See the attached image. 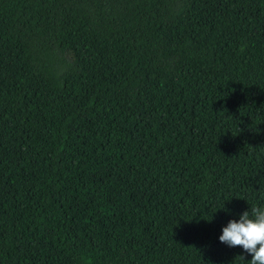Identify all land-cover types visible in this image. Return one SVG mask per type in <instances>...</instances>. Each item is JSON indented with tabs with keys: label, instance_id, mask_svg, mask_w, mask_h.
I'll list each match as a JSON object with an SVG mask.
<instances>
[{
	"label": "trees",
	"instance_id": "16d2710c",
	"mask_svg": "<svg viewBox=\"0 0 264 264\" xmlns=\"http://www.w3.org/2000/svg\"><path fill=\"white\" fill-rule=\"evenodd\" d=\"M257 208L264 0H0V264H250Z\"/></svg>",
	"mask_w": 264,
	"mask_h": 264
},
{
	"label": "clouds",
	"instance_id": "9594fccd",
	"mask_svg": "<svg viewBox=\"0 0 264 264\" xmlns=\"http://www.w3.org/2000/svg\"><path fill=\"white\" fill-rule=\"evenodd\" d=\"M217 240L229 247L239 245L242 259L250 254V264H264V208H257L252 214L246 209L230 217L221 225Z\"/></svg>",
	"mask_w": 264,
	"mask_h": 264
}]
</instances>
